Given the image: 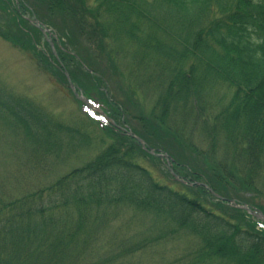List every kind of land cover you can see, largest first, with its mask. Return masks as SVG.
I'll use <instances>...</instances> for the list:
<instances>
[{"label":"trees","instance_id":"16d2710c","mask_svg":"<svg viewBox=\"0 0 264 264\" xmlns=\"http://www.w3.org/2000/svg\"><path fill=\"white\" fill-rule=\"evenodd\" d=\"M34 4L76 20L72 38L92 54L60 50L53 40L57 57L41 59L49 74L60 63L75 83L81 71L116 123H128L140 95L131 85L130 107L113 100L106 76L125 83L146 74L156 112L147 119L137 109L131 118L145 135L131 131L147 147L176 150L170 168L184 183L159 181L139 160L156 159L135 139L89 116L111 143L86 165L9 198L8 163L0 177V264H264V224L210 192L264 216V0H0V19L23 21ZM7 29L2 22L0 38L9 42ZM123 49L132 53L122 57ZM103 57L112 68L98 71ZM35 101L0 84V147L14 158L31 148L59 160L96 141L85 123L56 121Z\"/></svg>","mask_w":264,"mask_h":264},{"label":"rangeland","instance_id":"374dc122","mask_svg":"<svg viewBox=\"0 0 264 264\" xmlns=\"http://www.w3.org/2000/svg\"><path fill=\"white\" fill-rule=\"evenodd\" d=\"M34 5L35 7H32L34 15L26 16L23 21H17L16 23L13 20L14 18L11 17V21L13 22L7 25V21L9 20L8 17L6 20L0 19V26L3 22V24L8 27L4 34L10 39L8 42L0 38V84L5 86L9 92L23 94L36 100L35 102H37L42 110L56 121H64L66 124L70 125L73 123H85L88 126L87 130L94 133L93 135L96 136V141L89 144H76V147L66 157L60 158L59 160L44 156L37 158L30 151L31 148L30 150L29 148L21 150L20 154H17L18 157L14 158L12 156L13 149L4 148L2 145L0 147V152L3 151L4 154L0 153L1 178L6 175L8 168H10V166L7 168L8 163H14L10 170V176L12 173L13 175L9 184V194H7L9 198L21 196L25 193L36 191L52 184L62 176L91 162L101 148L111 143V140L105 136L106 132H102L103 128L97 125L102 132V134H98V131L88 122L87 117L90 116L95 122L98 121L99 124L103 123L102 119L96 116L97 113L84 111L82 106L78 103L79 100L76 99L69 90L67 80L65 79V83H63V80H60V78L64 76V70L61 69L60 63H56L57 67H52L55 71L51 74L47 71V66L42 63L45 59L52 60L51 53H54L57 57L58 50H55L53 40L59 43L60 50H67L69 52L70 47L77 46L76 48L82 52L90 53L89 57L92 59V54L86 41L80 37L74 40V37L71 35L73 32L70 30L77 28L74 27L76 26V20L72 19V17L60 18L58 15L52 16L43 4ZM35 21H37L39 27H37ZM40 27L45 30L44 33L40 31ZM5 29L6 28L2 30ZM60 32L61 34L59 35ZM125 51L126 49H123L120 52V56L123 57V52ZM127 51L132 53L130 49ZM41 59H43L42 62ZM128 60L130 62L131 58ZM127 62L124 60L120 62L123 70H126L125 65ZM95 67L98 71L112 68L104 57L100 61L97 60ZM110 73L112 74L111 71ZM109 76H106L108 79L107 87L109 88V94L112 99L117 102H123L126 99L125 104L128 105L130 103L129 105H131L129 96H125L126 87L129 88L131 85L132 87L135 86L133 88H138L137 92L138 95H140V105L138 104L139 106H137V108H133L134 110L128 108L129 114L131 117L135 116L136 113L134 112L139 109L142 116L144 115L147 119H150L149 114L152 115V112H156V110L152 111V109L154 107L153 104L157 100V92L152 89L153 84L150 86L145 81L146 74L141 75L140 81L139 77H132L129 82L125 79V83L118 77ZM74 79L76 85L73 81H71V83L76 86L78 93L80 92L81 95H83L81 91L88 92L95 103L93 104L96 106V103L99 102L100 99L97 93L90 88L88 78L79 71L74 74ZM207 92L209 91H205V93ZM131 117L127 118V124H121V122L117 124L125 125L130 130L145 135V132L141 130L138 122ZM176 117L171 116L169 122L172 119L175 121ZM193 140L196 144L203 145L198 131H195ZM153 146L154 147L150 148H157L154 150L166 154L168 158L177 155L176 150L172 149L169 145L157 147L156 144L153 143ZM150 156L156 160H152L149 157H141L139 160L153 171L154 176L159 181H163L167 184L174 181L167 170L166 162L155 156ZM186 157L187 160L191 159L188 156Z\"/></svg>","mask_w":264,"mask_h":264},{"label":"water","instance_id":"95a60500","mask_svg":"<svg viewBox=\"0 0 264 264\" xmlns=\"http://www.w3.org/2000/svg\"><path fill=\"white\" fill-rule=\"evenodd\" d=\"M35 22H36L35 24L37 25V27H39V24L37 23V21H35ZM41 31H42L43 33L45 32V30H42V29H41ZM65 77H66V79H67V81H68L69 88H70V90L73 92V94L75 95V97H76L79 101H81V102H82L87 108H89V109H93V110H95V111H99V112L104 116V114H103L99 109H97V108H93V107L91 106V104H90L86 99H84L83 97H81V96H79V95L76 94V92H75V88H74V86L71 84V82H70V80H69V76H68L67 73H65ZM106 119H107V121H109L110 123L113 124V122H112L111 120H109L108 118H106ZM117 129H120V130L124 131L128 136L133 137V138H134V139H135V140H136V141L142 146L143 149H145L146 151H148L149 154H151V155H153V156H155V157H157V158H159V159H161V160H167V161H168V157H167V155H165V154H158V153H156L153 149H151V148H146L145 143H144L140 138L134 136V135H133L130 131H128L127 129H124V128H121V127H118V126H117ZM168 162H169V161H168ZM168 162H167V163H168ZM169 171H170V173L172 174V176L174 177V179H176L177 181H181V180H179V178H178V177L172 172L171 169H169ZM210 192H211V193L213 194V196L216 197L217 199H219V200H223V201L227 202V203L230 204V205H234L236 208H240V209L246 211L249 215H251V216L254 217L255 219L260 220L261 222L264 223V216H263L261 213L249 209L246 205H242V206H240V205H238L233 199H223V198L219 197L218 195H216L212 190H210Z\"/></svg>","mask_w":264,"mask_h":264}]
</instances>
